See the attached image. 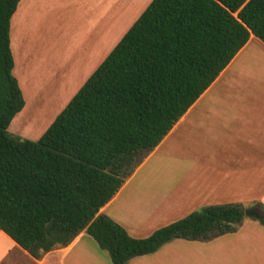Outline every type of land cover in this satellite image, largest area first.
Listing matches in <instances>:
<instances>
[{
  "label": "trees",
  "instance_id": "trees-1",
  "mask_svg": "<svg viewBox=\"0 0 264 264\" xmlns=\"http://www.w3.org/2000/svg\"><path fill=\"white\" fill-rule=\"evenodd\" d=\"M20 2L0 0V230L35 259L86 232L112 264L237 232L247 219L238 204L145 239L100 211L251 36L264 43V0H153L38 141L9 133L26 105L10 42Z\"/></svg>",
  "mask_w": 264,
  "mask_h": 264
},
{
  "label": "crops",
  "instance_id": "crops-1",
  "mask_svg": "<svg viewBox=\"0 0 264 264\" xmlns=\"http://www.w3.org/2000/svg\"><path fill=\"white\" fill-rule=\"evenodd\" d=\"M52 1H60L59 12L74 28L83 26L81 36L89 39V47L85 43L77 47L90 52L87 63L93 62L91 67L60 73L65 86L78 87L66 107L153 0ZM37 3L21 0L11 19L13 75L16 71L19 85L26 76L27 59L20 47L29 34L27 15ZM81 72L83 78L76 81ZM27 108L26 103L23 111ZM257 203L264 205V43L252 35L100 214L131 237L145 239L203 207L238 204L246 209ZM0 264L112 262L86 232L68 247L35 259L0 230ZM128 264H264V227L247 218L233 234L207 243L174 240Z\"/></svg>",
  "mask_w": 264,
  "mask_h": 264
},
{
  "label": "rangeland",
  "instance_id": "rangeland-1",
  "mask_svg": "<svg viewBox=\"0 0 264 264\" xmlns=\"http://www.w3.org/2000/svg\"><path fill=\"white\" fill-rule=\"evenodd\" d=\"M59 9L60 1L38 0L27 15L30 20L25 28L29 34L20 47L27 59L26 76L20 85L28 108L12 122L9 133L13 136L38 141L65 107L64 103L72 90L78 88L65 86L60 73L68 71V68L71 70L82 66L84 69L93 65V62L87 63L90 52H83L82 48L77 47L81 43L86 44L87 50L89 47V39L81 36L83 26L74 28L73 22L63 16ZM113 42H117V37ZM38 71L41 77L35 74ZM82 73L76 81L83 78ZM252 208H255L254 205L246 207L245 211Z\"/></svg>",
  "mask_w": 264,
  "mask_h": 264
},
{
  "label": "water",
  "instance_id": "water-1",
  "mask_svg": "<svg viewBox=\"0 0 264 264\" xmlns=\"http://www.w3.org/2000/svg\"><path fill=\"white\" fill-rule=\"evenodd\" d=\"M245 216L250 219L254 220H264V216L262 215V212L257 208H252L247 211H245Z\"/></svg>",
  "mask_w": 264,
  "mask_h": 264
}]
</instances>
